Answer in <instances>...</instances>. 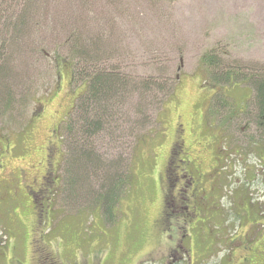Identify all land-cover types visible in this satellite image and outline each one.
I'll return each mask as SVG.
<instances>
[{"label": "rangeland", "instance_id": "obj_1", "mask_svg": "<svg viewBox=\"0 0 264 264\" xmlns=\"http://www.w3.org/2000/svg\"><path fill=\"white\" fill-rule=\"evenodd\" d=\"M7 1L0 264H244V246L264 234V130L252 84L264 77V0ZM88 52L132 76L174 82L164 105L151 92L124 111L133 122L151 115L138 142L105 136L94 147L103 168L122 163L111 173L131 180L113 224L80 194L97 192L92 171L77 167L85 179L75 193L67 183L71 140L63 132L88 88L73 66ZM182 168H199L204 187L219 192L213 213L194 218L190 203V214L163 221Z\"/></svg>", "mask_w": 264, "mask_h": 264}, {"label": "trees", "instance_id": "obj_2", "mask_svg": "<svg viewBox=\"0 0 264 264\" xmlns=\"http://www.w3.org/2000/svg\"><path fill=\"white\" fill-rule=\"evenodd\" d=\"M9 3L7 0H0V30L6 25L3 19L5 12L9 10ZM6 20L9 19L6 17ZM81 56L80 64L73 66V76L74 80L78 77L88 88L74 105L75 108L63 132V136L68 134L71 140L67 147L69 150L67 183L72 193H75L80 184L78 181L85 179L84 175L77 171V167L84 165L86 171H92L93 179L98 187L97 192H94L91 187H86L80 191V194L93 196V203L100 209L107 224H113L119 215V201L129 192L131 180L128 175L111 173L113 170L121 173L122 169L119 166L123 165L122 163L111 170H107L108 167L103 168L102 161L96 155L97 149L94 147L100 139L105 140V136L112 137L115 142L119 139L126 141L127 138L137 136L138 132L148 125L151 115L141 117L142 110H137L136 114L140 115V118L133 122L126 113L128 108L133 106L132 99L139 95L142 101H145L152 92L155 98L158 97L157 103L164 105L165 99L171 95L170 91L174 82L170 77L165 80H162L164 77L161 78V76L140 78L121 72L117 66H105L108 59H101L99 53L88 52ZM211 62L214 64L213 60ZM252 84L257 124L264 130V77H255ZM140 106L143 108L144 104L140 103ZM133 108L136 109L135 106ZM126 125L128 130L124 132ZM139 140L140 137L137 136V142ZM129 167L130 165L128 169ZM103 173L107 175L102 177Z\"/></svg>", "mask_w": 264, "mask_h": 264}, {"label": "flooded vegetation", "instance_id": "obj_3", "mask_svg": "<svg viewBox=\"0 0 264 264\" xmlns=\"http://www.w3.org/2000/svg\"><path fill=\"white\" fill-rule=\"evenodd\" d=\"M183 147L184 145L182 141L175 144V152L176 151L177 152L170 153L171 154L170 159L172 160V162L176 160L177 158L176 156H179V153L181 152L183 153L184 151ZM216 177H218V175ZM177 180L181 184H178L179 186L175 188V189L178 188L175 191V195H173L171 199L169 198V196L167 200L165 199L166 201L164 203V210H163L164 212L162 218L163 221H166L168 219L170 220L173 213H178L181 210L184 212L187 210L188 213L191 212L190 203H193L191 209H193L194 211L193 212L195 214L194 218L196 217L204 218V216L206 217L207 214H210L211 212L213 213V208L210 205V202H212L213 199L214 200L216 199V195L219 192H217L216 188L213 186H212L213 188L210 189L209 191L206 189V187H204L205 181L207 180V176L203 174L199 168L193 169V171L192 170L187 171L186 169L182 168V172L180 173V175H178ZM178 207H180V210H177L179 209ZM169 209L173 211L171 212ZM189 214L185 216L188 217ZM252 240H254L252 243L244 246V250L250 253L251 256L242 258V261L244 264H264L263 232H261V234L259 235H257L256 233L253 234ZM258 249H261V252H259L260 254H258L259 257H255L254 255L258 251ZM178 252L179 249H176L175 253L179 254Z\"/></svg>", "mask_w": 264, "mask_h": 264}, {"label": "water", "instance_id": "obj_4", "mask_svg": "<svg viewBox=\"0 0 264 264\" xmlns=\"http://www.w3.org/2000/svg\"><path fill=\"white\" fill-rule=\"evenodd\" d=\"M179 79V78H178Z\"/></svg>", "mask_w": 264, "mask_h": 264}]
</instances>
